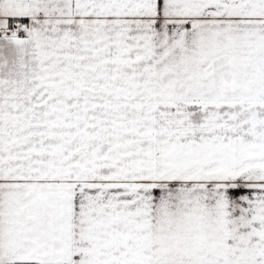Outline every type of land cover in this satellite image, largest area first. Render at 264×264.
Masks as SVG:
<instances>
[{
  "label": "crops",
  "instance_id": "obj_1",
  "mask_svg": "<svg viewBox=\"0 0 264 264\" xmlns=\"http://www.w3.org/2000/svg\"><path fill=\"white\" fill-rule=\"evenodd\" d=\"M11 260L264 264V0H0Z\"/></svg>",
  "mask_w": 264,
  "mask_h": 264
},
{
  "label": "rangeland",
  "instance_id": "obj_2",
  "mask_svg": "<svg viewBox=\"0 0 264 264\" xmlns=\"http://www.w3.org/2000/svg\"><path fill=\"white\" fill-rule=\"evenodd\" d=\"M12 184L14 185V186H17L16 188H15V190H17V189H19L20 187H22V186H24L25 185V183L24 182H22L21 180H19V183L18 182H12ZM49 198V197H48ZM19 197L18 196H14L13 197V201L12 202H8V205L9 206H14L17 202H19ZM27 200H28V202L30 203L31 202V200H30V198H27ZM40 202H41V205L42 206H45V205H48L49 203H50V201L49 200H47V199H45V198H40ZM26 209L27 207H25V205H22V207L19 209V210H21V209ZM28 209V208H27ZM17 226H19L20 227V225H17ZM19 227H12L11 229H10V233H12L13 235H16L18 232H19V229L21 228H19ZM27 232H29L28 230H27ZM14 239H16V240H19V237H16V238H14ZM46 244H44V246H45ZM34 247H36V245L34 246ZM41 254H42V256H44L45 258L47 257V253H46V251L44 252L43 251V249H42V251H41ZM14 261H20V260H11L10 261V264H12ZM103 260H101V262H102ZM23 262H27V260L26 261H23ZM31 262H32V260H31ZM33 262H35V261H33ZM36 263V262H35ZM0 264H1V262H0ZM37 264V263H36Z\"/></svg>",
  "mask_w": 264,
  "mask_h": 264
},
{
  "label": "built area",
  "instance_id": "obj_3",
  "mask_svg": "<svg viewBox=\"0 0 264 264\" xmlns=\"http://www.w3.org/2000/svg\"><path fill=\"white\" fill-rule=\"evenodd\" d=\"M10 28L14 31L17 37L25 35L26 20L23 18H15L10 22Z\"/></svg>",
  "mask_w": 264,
  "mask_h": 264
},
{
  "label": "trees",
  "instance_id": "obj_4",
  "mask_svg": "<svg viewBox=\"0 0 264 264\" xmlns=\"http://www.w3.org/2000/svg\"><path fill=\"white\" fill-rule=\"evenodd\" d=\"M12 264H36L35 262H31V261H27V262H23V261H14Z\"/></svg>",
  "mask_w": 264,
  "mask_h": 264
}]
</instances>
